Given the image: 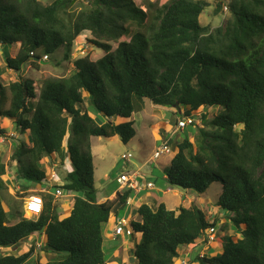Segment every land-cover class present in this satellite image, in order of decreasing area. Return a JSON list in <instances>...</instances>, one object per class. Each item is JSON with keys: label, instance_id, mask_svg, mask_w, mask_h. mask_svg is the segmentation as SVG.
I'll list each match as a JSON object with an SVG mask.
<instances>
[{"label": "trees", "instance_id": "1", "mask_svg": "<svg viewBox=\"0 0 264 264\" xmlns=\"http://www.w3.org/2000/svg\"><path fill=\"white\" fill-rule=\"evenodd\" d=\"M215 1L218 11L228 4L231 18L211 30L200 22L210 7L206 0H169L154 13L134 0H0V46H18L16 57L0 65V137L9 136L10 124L28 136L12 153L14 175L27 185L78 195L69 215L57 220L55 197L39 193L43 212L28 220L19 197L6 206L7 170L0 164V248L39 235L46 238L45 264H108L104 226L130 192L104 203L97 198L91 138L119 136L129 144L136 136L133 116L148 100L178 106L184 117L202 115L204 125L193 126L196 140L179 144L167 182L201 195L220 183L218 208L230 214L239 233L227 237L219 256L199 254L191 264H264V0ZM77 3L83 5L78 13ZM85 33L105 53L97 62L77 60L69 78L42 86L20 75L28 65L41 69L39 51L49 57L65 47V59H71ZM8 71L18 80L4 84ZM85 95L108 122L99 125L88 113ZM215 108L221 111L208 121ZM125 119L131 121L116 124ZM46 159L50 166L69 161L64 184L55 182L57 175L49 180L41 168ZM138 212V264H175L181 248L196 247L201 239L207 244L208 231L218 227L197 205L171 211L164 203L143 204ZM35 251L34 241L25 254L1 256L0 264H43L32 260Z\"/></svg>", "mask_w": 264, "mask_h": 264}, {"label": "rangeland", "instance_id": "2", "mask_svg": "<svg viewBox=\"0 0 264 264\" xmlns=\"http://www.w3.org/2000/svg\"><path fill=\"white\" fill-rule=\"evenodd\" d=\"M43 4L49 5L53 0H40ZM138 6H142L150 13H154L159 7H161L165 2L169 0H134ZM210 3V7L203 13L200 18V22L203 26L210 27L211 30L218 27L224 26L226 22L231 18L230 9L228 4H225L223 9L219 10L216 6L215 0H206ZM227 3L230 0H226ZM83 9V5L80 3L75 4L73 12H80ZM92 40H96L91 33H85L79 37L73 47L71 59L66 60L65 54L67 49L61 47L56 50L49 59L42 62L45 65H41L40 70L34 69L32 66L28 65L23 68V72L20 75L34 80L38 85H41L48 79H67L69 78L75 70L74 62L80 59L87 58L90 62H97L104 56V51L96 47ZM113 48L117 47V44L111 43ZM18 46L14 47L13 57L17 55ZM11 46H0V65L5 68V59L7 57H12ZM40 52V57L46 55L42 51ZM17 73L13 71H8L5 76L4 84H9L18 80ZM85 102L87 106L88 113L95 119V121L102 125L108 120L100 114L97 109L89 102V97L85 95ZM32 105V104H31ZM220 109H211L208 111L206 116L208 121L212 120L215 115H217ZM179 113V115H177ZM184 109L177 110L165 107L154 106L150 101H145V109L139 114H134L133 120L135 121L134 128L136 129L135 138L129 143L125 144L122 142L119 136L114 138H91L92 151L94 156V166H95V188L97 190V198L99 200H108L109 197L114 195L116 198L117 194L120 193L124 195L126 192L120 191V185L117 179L123 173H134L141 172L144 177L140 180L143 182V190L140 194L128 195V199L131 201L129 206L124 205L120 207L118 212L112 215L110 223L104 226V248L106 253V260L108 264H120L123 259L125 264H138L134 257V251L136 250L139 243L142 242V237L133 231V224L140 222L139 208L141 205L148 202L150 197H155L158 199V203L155 204L150 201V206L155 208L159 203L165 202L167 208L171 211H177L179 207L190 208L192 205H197L206 214L210 221L217 219V233L215 234L216 243L212 245L205 244L202 240L197 242V246L181 248L180 257L176 260L175 264H191L190 256L193 259L197 258L199 254L201 256H219L222 252L223 246L227 237L235 236L239 237L236 227L231 223L227 212L220 210L218 208V200L222 193V185L220 183L213 184L205 194H193L190 192H185L182 189L169 186L168 182L165 180L167 171H170L173 160L178 153L179 144L189 137L191 140H196L199 131L197 127H202L203 118L201 114H196L195 118L197 121L196 128L193 126L188 127L184 132H179L176 136L172 137L174 132L175 123L181 120L184 116ZM214 116V117H213ZM4 121L0 120V124ZM128 121H116V124H122ZM16 133L15 137L8 136L5 138L4 143L0 144V164L6 166L7 175L5 176V182L9 187V191L4 192L3 197L5 199V204L9 207L15 197H19V200L24 204L26 202L27 196H33L35 193L41 189L49 190L51 193H55V188L49 189L48 187H40L36 184H28L22 180L21 177L14 175L13 169H15L16 162L12 161V153L15 148L25 143L28 139L27 133H21L16 129H9V133ZM171 139V154H164L158 161L149 162L154 153L161 148L164 143ZM66 146V142L64 143ZM132 154L133 159L130 162H125L122 157L123 155ZM51 162L46 159L42 161L41 168L46 170L50 174V179L57 175L58 181L61 184L65 183L67 171L72 168L71 164L66 162L65 165H60L58 162ZM152 182L155 185L154 190H148L146 184ZM30 187L29 191H26L24 186ZM13 197L10 196V194ZM15 196V197H14ZM78 196L77 194L64 192V196L59 199H54L57 211V220L65 219L69 213L72 211L74 205V198ZM24 197V198H22ZM8 210V208H7ZM30 215L27 214L26 218ZM119 220H126L128 222V228L133 231V236H122L116 237L113 227L117 225ZM35 218L34 220H36ZM44 236L34 235L30 241L23 243L17 247H10L7 249H0V257L6 255H19L27 253L32 247V243H36V251L33 255L32 260L37 258L41 259V263L45 264L47 259H45L46 254L43 251L45 245ZM41 246V247H40ZM33 264V263H31Z\"/></svg>", "mask_w": 264, "mask_h": 264}, {"label": "built area", "instance_id": "3", "mask_svg": "<svg viewBox=\"0 0 264 264\" xmlns=\"http://www.w3.org/2000/svg\"><path fill=\"white\" fill-rule=\"evenodd\" d=\"M34 56V53L32 54ZM43 60H48V56H44ZM197 124L195 116L193 117H186L178 121V124L175 127V130L172 134L173 136H176L179 132H184L188 127L194 126ZM10 137H15L14 134L9 135ZM6 139L4 137H0V144L4 143ZM171 139H168L164 145L159 148L149 162L157 161L161 158L164 154H171V147H170ZM122 159L125 162H130L131 159H133L132 154L123 155ZM54 176L52 177V180L54 179ZM143 178L141 175V172H134L132 174L130 173H123L119 176L117 179L118 184L120 185V191L121 192H130L132 194H140L143 190V183L140 182V180ZM146 188L148 190L155 189V185L152 182H148L146 184ZM64 190L58 189L55 193H51L49 190L41 189L35 195L30 196L27 198L25 202V214H29L30 216L28 219L37 218L40 216V214L43 212L44 209V198L39 195V193L52 195L55 197V199H59L64 196ZM120 194V193H119ZM131 204V201L128 199L126 202V205L129 206ZM118 223L114 228V234L116 237H122V236H132L133 231L128 228V222L126 220H119L116 218ZM217 232L216 228H212L208 231L207 236V245H212L216 242L215 234ZM205 242V241H204Z\"/></svg>", "mask_w": 264, "mask_h": 264}, {"label": "crops", "instance_id": "4", "mask_svg": "<svg viewBox=\"0 0 264 264\" xmlns=\"http://www.w3.org/2000/svg\"><path fill=\"white\" fill-rule=\"evenodd\" d=\"M17 50V52H18V48L16 49ZM13 51H14V47H13V50H12V57H13ZM2 121V120H1ZM118 121V120H117ZM120 121H123V120H120ZM124 121H130V120H128V119H125ZM9 129H13L12 128V125L10 124L9 125ZM12 134H14V135H16V133H14V132H11V133H9L8 135H12ZM144 178V177H143ZM165 180L167 181V178H165ZM115 199V197H114V195H112L111 197H109V199L108 200H114ZM107 201V200H106ZM105 200H100V202L101 203H104V202H106ZM148 202H146L145 204H148V205H150L149 203H150V201H152L153 203H155V202H159L158 201V199H156L155 197H150L148 200H147ZM162 202L161 203H164L165 204V202H163V200H161ZM166 205V204H165ZM166 207H167V205H166ZM140 219H141V217H140ZM140 222H141V220H140ZM112 231H114V227H113V229H112ZM46 239V238H45ZM202 240V239H201ZM45 243H46V240H45ZM105 249V248H104ZM179 252H180V250H179ZM222 253V252H221ZM206 256V255H205ZM180 257L182 258V256L180 255ZM190 259L191 260H193V258H192V256H190ZM121 261H122V263H125V260L123 261V259H121Z\"/></svg>", "mask_w": 264, "mask_h": 264}, {"label": "clouds", "instance_id": "5", "mask_svg": "<svg viewBox=\"0 0 264 264\" xmlns=\"http://www.w3.org/2000/svg\"><path fill=\"white\" fill-rule=\"evenodd\" d=\"M80 37H81V36H80ZM45 56H47V55H45ZM48 59H49V57H48ZM42 60H43V59H42ZM42 60H41V61H42ZM43 61H46V60H43ZM184 118H186V117H184ZM182 119H183V118H182ZM128 120H130V119H128ZM132 120H133V119H132ZM130 121H131V120H130ZM133 121H134V120H133ZM128 122H129V121H128ZM125 123H126V122H125ZM175 127H176V126H175ZM174 130H175V128H174ZM171 141H172V140H171ZM170 144H171V142H170ZM149 161H150V160H149ZM157 161H158V160H157ZM154 162H155V161H154ZM142 183H143V182H142ZM153 190H154V189H153ZM116 197H117V196H116ZM27 198H28V197H27ZM27 198H26V199H27ZM24 207H25V204H24ZM23 209H24V214H25V208H23ZM112 215H113V214H112ZM111 217H112V216H111ZM25 218H26V214H25ZM38 218H39V217H37V219H38ZM115 218H117V217H115ZM26 219H28V218H26ZM34 219H35V218L28 219V220H34ZM37 219H36V220H37ZM216 229H217V228H216ZM216 233H217V232H216ZM204 241L206 242V240L203 239L202 242L204 243ZM215 243H216V242H215ZM215 243H214V244H215ZM40 247H41V246H40ZM0 249H2V248H0ZM3 250H4V249H3Z\"/></svg>", "mask_w": 264, "mask_h": 264}, {"label": "water", "instance_id": "6", "mask_svg": "<svg viewBox=\"0 0 264 264\" xmlns=\"http://www.w3.org/2000/svg\"><path fill=\"white\" fill-rule=\"evenodd\" d=\"M35 61L38 62V63L41 64V65H45V64H44L39 58H36ZM176 109H177V110H180L181 108L177 106Z\"/></svg>", "mask_w": 264, "mask_h": 264}]
</instances>
